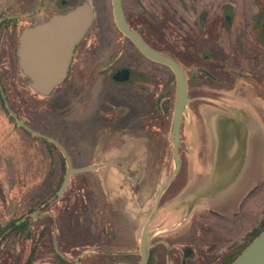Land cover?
<instances>
[{"label": "flooded vegetation", "instance_id": "af4514ba", "mask_svg": "<svg viewBox=\"0 0 264 264\" xmlns=\"http://www.w3.org/2000/svg\"><path fill=\"white\" fill-rule=\"evenodd\" d=\"M112 2L0 0V112L15 119L17 128L23 125L28 132L53 143L55 148L51 155L43 142L50 162L53 165L60 162L62 170L66 162L69 166L83 167L89 165L88 161L97 163L99 152L95 149V136L111 130L109 127L102 130L103 123L113 120L110 117L118 115L119 119L116 118L123 124V131L147 138L149 121L170 112V91L177 88L174 70L148 57L130 40V36L117 24ZM121 5L131 30L149 47L183 68L189 95L191 90L211 95H198L190 100L200 102L202 109L212 111L206 114L209 135L216 137L218 130L215 123L222 115L219 110H225L246 117L247 128L253 132V138L256 136L254 129L264 126V0H121ZM77 9L91 13L87 28L75 44L67 74L52 92L40 96L28 85L21 67L23 36L30 28ZM251 10L254 12L252 15ZM105 58L107 63H103ZM236 94L244 97H238L235 102L232 96ZM249 95H257L260 105L246 98ZM28 98L49 101L50 108L43 116L45 126L40 129L48 134H41L26 123L19 125L21 108L18 104ZM72 99L78 100L79 110L65 112V102ZM106 107L114 114L106 113ZM117 108L122 110L120 115ZM54 134H63V139H67V135H77L75 158L71 159L61 136L55 138ZM82 134H86L85 137ZM143 158L145 160L136 166L125 164L124 167L146 168L145 154ZM183 167L181 158L180 169ZM66 174H63L64 180ZM84 177L90 182L88 175ZM184 190L180 191L183 195L186 194ZM186 198L180 201L183 212L163 213L160 203L159 213L147 230L145 264H224L229 255L236 252L235 236L232 238L235 240L223 250V243L218 240L221 222L217 226V221L213 219L215 225L206 228L208 212L217 214L211 206L202 204L200 208L196 205L187 208ZM50 201L36 211L39 212L37 220L52 215L48 211L52 204ZM138 213L142 214L141 211ZM152 214L145 223L142 215L137 216L140 219L136 220V224L142 220L140 225L128 224L127 219H121L119 224L107 223L101 262L138 264L145 260L142 242ZM54 217L53 224L59 227L58 216ZM231 218L236 224L235 214ZM225 219H228L227 216ZM30 220L31 216L27 215L21 221L31 227ZM42 227L40 233L46 226ZM1 231L0 239L4 238ZM29 234L33 235L32 231ZM212 234L215 239L208 241L207 236ZM56 240L57 236L55 243Z\"/></svg>", "mask_w": 264, "mask_h": 264}, {"label": "rangeland", "instance_id": "374dc122", "mask_svg": "<svg viewBox=\"0 0 264 264\" xmlns=\"http://www.w3.org/2000/svg\"><path fill=\"white\" fill-rule=\"evenodd\" d=\"M251 12V15L254 14L253 10ZM121 44L124 46L122 41ZM103 63H107L106 58ZM155 93L153 94L156 95ZM170 93V112L149 121L147 138L123 131L124 126L119 123L116 114L118 119L112 116L110 118L113 120L103 123L102 130L107 127L111 130L95 136L94 145L99 157L95 161L97 163L91 164L88 161L87 164L106 166L74 174L57 202H54L55 191L65 175L61 163L53 165L43 141L28 132L23 125L17 128L15 119L0 112V229L27 215L31 216L30 223L33 226L32 238L24 233H9L0 239V264H25L32 250H36L34 264H57L56 257L52 254L51 240L54 235L57 236L59 252L68 253L69 257L83 263L84 257L93 259L98 252L102 254L107 223L119 224L127 219L128 224L135 225L136 220L140 219L137 216L140 215L144 217V223L149 219L161 187H164L176 168L171 132L177 88ZM198 95L211 96L191 90L189 98L191 100ZM217 96L222 97L220 94ZM256 96L249 95L246 98L260 105ZM232 97L237 102L238 97L244 95L236 94ZM112 101L116 104V101ZM65 104V112L79 110L77 99L66 101ZM199 105L200 102H189L179 151L184 167L167 188L160 207L163 213L183 212L180 201L185 196L187 208L195 205L200 208L202 204L211 206L212 211L217 214L208 212L206 228L215 225L213 219L217 221V226L221 222L218 240L222 241V248L225 250L235 240L232 239L233 236L237 238L235 245L242 243L251 230L259 225L264 215V126L254 129L256 136L253 138V132L247 128L246 117L239 116L240 113L235 111L231 113L219 110L221 118H234L238 122H244L248 131L243 142L240 167L231 173L227 183L223 185L217 180L225 162L221 154V140L219 135L215 138L209 135L206 114L212 111L202 109ZM18 106L21 108L19 115L22 123L34 126L35 131L41 134H48L40 130L45 126L43 116L50 108L48 100L28 98ZM104 111L113 113L107 107ZM117 111L120 115L122 110ZM82 135L85 137L86 134ZM60 136L63 139V134ZM60 136L54 134L55 138ZM63 141L71 159L75 158L77 135H67V139ZM144 154L146 168L139 170L124 167L125 164L138 165L145 160ZM84 175L90 177V182ZM183 190L186 191L184 195L180 193ZM49 200L52 205L48 211L52 212L53 217L49 215L46 219L37 220L39 212L36 211ZM233 214L236 224L231 218ZM220 215L223 216L219 217ZM54 216H58L59 227L53 224ZM226 216L228 219H225ZM141 223L142 220H139L136 225ZM42 226H46L45 237L40 233ZM207 239L213 241L214 234L207 236Z\"/></svg>", "mask_w": 264, "mask_h": 264}, {"label": "water", "instance_id": "95a60500", "mask_svg": "<svg viewBox=\"0 0 264 264\" xmlns=\"http://www.w3.org/2000/svg\"><path fill=\"white\" fill-rule=\"evenodd\" d=\"M117 24L121 30L130 36V40L136 44L144 53L153 60L165 63L172 68L177 78V95L176 107L173 118L172 140L174 144V159L176 169L173 171L171 177L166 182L164 187H161L157 196V202L154 206L152 217L146 224L143 239V253L144 259L138 264H145L147 260L146 243L148 242L147 230L149 225L156 219L159 213V205L162 196L171 183L175 179L180 167L181 158L179 155L181 145L182 123L187 108L190 102L188 82L183 68L173 59L166 55L152 49L142 38L131 30L126 21L124 11L121 5V0H113ZM91 17V13H83L77 9L69 12L64 16L55 17L41 25H36L28 29L22 39V48L20 55L21 67L24 75L28 79V85L32 90L36 91L40 96H47L54 87H56L67 74L70 58L73 49L78 39L82 36L84 30L87 28V19ZM23 123L19 121V125ZM246 123L238 122L237 119H226L225 117L217 119L216 127L218 130L222 145L221 154L224 157L223 170L217 180L224 185L227 183L231 173L238 167L243 156L244 148L243 142L248 134ZM101 165L86 166L81 168H73L69 166L64 183L61 185L56 196L59 197L66 186L69 184L72 176L78 172L92 171L98 169ZM223 177L219 180V177ZM55 198V199H56ZM83 264V263H81ZM115 264H128L118 262ZM231 264H264V230L263 232L249 244L242 253L231 262Z\"/></svg>", "mask_w": 264, "mask_h": 264}, {"label": "trees", "instance_id": "16d2710c", "mask_svg": "<svg viewBox=\"0 0 264 264\" xmlns=\"http://www.w3.org/2000/svg\"><path fill=\"white\" fill-rule=\"evenodd\" d=\"M37 137L40 138L48 146L47 148L49 149L51 155H53L54 154L53 153V149L55 148V145L53 143H51L48 139H45V138L43 139L41 136H37ZM68 170H69V166H68V164L66 162L65 165L63 166V173L66 174L68 172ZM63 183H64V179H62L61 184H59V186L57 187V189L55 191V195L58 193V191H59V189H60V187H61V185ZM49 207H50V205H49ZM21 220L22 219H20V221ZM9 228H11V229L7 231V229H9ZM263 230H264V215H263L259 225L251 230V232L246 236L245 240L236 247V252H234L231 255H229L227 261L224 264H231V262L236 260V258L242 253V251L249 244H251L263 232ZM0 231H1V234L4 237H6L7 234L11 233L12 231H14L15 234L24 233L29 238H32V236H33V235L29 234L32 231V227H29L27 225V223H25V221L19 222V220L10 223L8 226H6L4 228H1ZM46 232H47V230H46ZM46 232L44 230L41 233V235L45 237V235H46L45 233ZM32 233H33V231H32ZM55 236L56 235H54V237H52L51 244L53 245V247H52V252L53 253L52 254L55 255L56 260H57V264H81L80 260H77L75 258L69 257L68 253L59 252V247L57 246V243L54 242ZM35 253H36V250H32V252L30 253L29 257H27L25 264H34L35 257H36ZM96 255L97 256H95V258H93V259H92V257H91V259L89 257H86V258L84 257L82 259V262L84 264H103L101 262L103 254L98 252V254H96Z\"/></svg>", "mask_w": 264, "mask_h": 264}, {"label": "bare ground", "instance_id": "6f19581e", "mask_svg": "<svg viewBox=\"0 0 264 264\" xmlns=\"http://www.w3.org/2000/svg\"><path fill=\"white\" fill-rule=\"evenodd\" d=\"M226 170V167H225V169L223 170V171H225ZM223 179V177L221 176V177H219V180H222Z\"/></svg>", "mask_w": 264, "mask_h": 264}, {"label": "crops", "instance_id": "0c3cea01", "mask_svg": "<svg viewBox=\"0 0 264 264\" xmlns=\"http://www.w3.org/2000/svg\"><path fill=\"white\" fill-rule=\"evenodd\" d=\"M215 125H216V123H215ZM247 137V136H246ZM226 184V183H225Z\"/></svg>", "mask_w": 264, "mask_h": 264}]
</instances>
